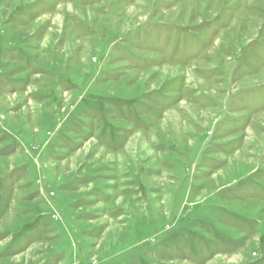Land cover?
I'll use <instances>...</instances> for the list:
<instances>
[{
  "label": "rangeland",
  "instance_id": "rangeland-1",
  "mask_svg": "<svg viewBox=\"0 0 264 264\" xmlns=\"http://www.w3.org/2000/svg\"><path fill=\"white\" fill-rule=\"evenodd\" d=\"M0 264H264V0H0Z\"/></svg>",
  "mask_w": 264,
  "mask_h": 264
}]
</instances>
